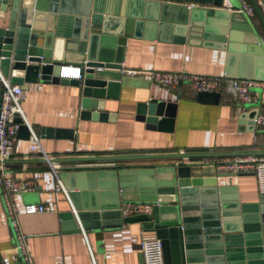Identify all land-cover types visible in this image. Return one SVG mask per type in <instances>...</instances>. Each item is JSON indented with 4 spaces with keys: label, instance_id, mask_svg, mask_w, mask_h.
I'll return each instance as SVG.
<instances>
[{
    "label": "water",
    "instance_id": "obj_1",
    "mask_svg": "<svg viewBox=\"0 0 264 264\" xmlns=\"http://www.w3.org/2000/svg\"><path fill=\"white\" fill-rule=\"evenodd\" d=\"M177 1L205 5L189 6L173 0H0V19L4 20L10 10L7 26H0V68L12 84L24 86L41 81L81 87L80 118L107 121L113 114L105 110L104 100L117 98L125 77L123 43L128 36L140 38L142 30L151 39L173 31L180 36L196 34L198 13L209 9V14L220 15V23H224L218 30L216 46L226 49L229 32L243 30L251 40L247 44L258 46L264 57L262 34L240 11L241 5L231 13L223 8L224 0ZM249 2L264 29L261 10L254 0ZM208 5L211 7L205 8ZM237 17L244 18V22L239 23ZM203 36L205 41L212 38L210 31ZM67 57L74 61L69 63ZM63 64L78 65L81 79L62 77ZM227 76L249 78L240 73ZM220 98L219 92L197 94L201 103L216 104ZM1 102L2 92L0 107ZM172 107L158 99L140 102L137 118L151 128L155 124L165 126L174 115ZM14 121L19 123L18 139H29L31 132L24 120L16 114ZM73 130L42 127L40 135L43 139H71ZM248 155L264 156V150L42 160L57 163ZM216 168L217 163L203 166L166 162L138 168L60 171L59 178L71 200L70 210L60 214L61 231L80 232L88 221L114 214L125 202H151V213L125 217L123 222L141 223L145 232L155 233L163 244L165 264H264V194L255 205L256 211L245 213V206L226 201L228 188L221 180L247 173L220 172ZM244 232L247 244L235 236ZM240 260L243 263H235Z\"/></svg>",
    "mask_w": 264,
    "mask_h": 264
},
{
    "label": "crops",
    "instance_id": "obj_2",
    "mask_svg": "<svg viewBox=\"0 0 264 264\" xmlns=\"http://www.w3.org/2000/svg\"><path fill=\"white\" fill-rule=\"evenodd\" d=\"M254 1L264 17V0ZM173 2L189 6L205 5ZM240 5V0L234 4L224 0L223 8L233 13ZM9 11L4 20L0 19V26H7ZM207 11L210 10L202 9L196 17L199 24L196 27L198 31L195 29L194 32L196 34L188 32L180 36L173 31L161 38L154 36L151 39L144 36L142 30L140 38H125L122 63L125 77L117 98L104 100L105 110L113 114L107 121L80 118L81 87L41 81L22 86L25 97L21 108L31 136L29 139H18L9 166L18 179L34 181L39 189L17 195L16 202L19 206L44 204L51 208L49 212L22 213L18 217L33 264H145L141 241L156 238L155 233L145 232L141 223L123 222L125 217L120 209L114 214L88 221L80 232L61 231L60 214L70 210L71 200L59 178L60 171L138 168L166 162L208 166L224 162L227 157L124 160L126 164L121 163L124 161L49 163L42 160L44 158L38 149L31 150V146L35 145L32 133L39 138L49 158L264 150V130L255 124L257 114L264 113V57L261 56V49L247 44L251 40L248 32L243 30L232 34L229 32L226 49L216 46L218 30L224 24L220 23L223 18ZM248 17L252 26L262 34L264 42L261 19L256 12ZM236 20L241 23L245 19L237 17ZM206 31L211 33L210 41L203 39ZM67 61L71 63L74 60L67 57ZM63 67L76 69L79 66L63 64ZM129 70L222 77L221 98L216 104L201 103L197 100L198 92L189 83L165 88L152 82L147 75L131 74ZM228 73L247 75L249 78L244 79L259 83L258 87L252 89L255 102L241 103L237 100L231 80L238 77L227 76ZM150 99L174 106V115L168 119L171 121L169 124L161 127L155 124V128H151L137 118L138 104ZM42 127L74 129V138L43 139L40 135ZM216 169L220 172L247 173L222 179L221 183L228 188L226 201H236L245 206V213L255 212V205L262 194L258 189L256 174H250L254 171ZM145 178L146 175L143 176ZM87 180L85 176V182ZM246 235L244 232L235 236L239 242L247 244ZM15 245V234L7 217L0 187V264H4V258H8L10 264H25Z\"/></svg>",
    "mask_w": 264,
    "mask_h": 264
},
{
    "label": "built area",
    "instance_id": "obj_3",
    "mask_svg": "<svg viewBox=\"0 0 264 264\" xmlns=\"http://www.w3.org/2000/svg\"><path fill=\"white\" fill-rule=\"evenodd\" d=\"M240 11L252 17L255 15V9L249 0H240ZM65 73L61 76H73L81 79L80 68L64 67ZM131 74L147 75L150 80L165 88H176L181 83H189L194 91L220 92L222 89L223 78L216 76H205L190 74L186 72H165V71H141L129 70ZM232 86L237 100L241 103L255 102L256 97L252 89L258 87L259 83L244 78H233ZM2 92V102L0 107V187L6 213L10 225L15 234L16 248L22 256L25 264H33L31 255L28 251L25 236L23 235L18 217L22 213L34 214L51 211L48 205L44 204H26L19 206L16 202V196L25 192H33L39 189L34 181L18 179L13 170H11L6 160L11 159L15 152V146L18 141L19 123L14 121L18 114L28 125L21 108V102L25 97V91L21 85L12 84L4 76L0 68V94ZM255 124L264 130V113H259L255 119ZM29 126V125H28ZM35 145L31 150L38 149L43 158L49 159V156L40 144L39 138L32 133ZM230 169L233 171L252 170L256 174L259 192L264 194V158L258 156H234L225 158L224 162L217 163V168ZM154 204L151 202H125L120 212L124 217L135 216L138 214H148L153 210ZM141 249L145 264H165L163 244L158 238H148L141 241ZM4 264H10L8 258L3 259Z\"/></svg>",
    "mask_w": 264,
    "mask_h": 264
},
{
    "label": "rangeland",
    "instance_id": "obj_4",
    "mask_svg": "<svg viewBox=\"0 0 264 264\" xmlns=\"http://www.w3.org/2000/svg\"><path fill=\"white\" fill-rule=\"evenodd\" d=\"M121 163H123V164H126V163H127V161H124V162H121Z\"/></svg>",
    "mask_w": 264,
    "mask_h": 264
}]
</instances>
